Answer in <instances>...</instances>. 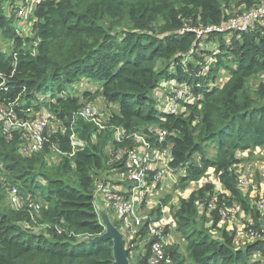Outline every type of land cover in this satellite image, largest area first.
Returning <instances> with one entry per match:
<instances>
[{
  "label": "trees",
  "instance_id": "16d2710c",
  "mask_svg": "<svg viewBox=\"0 0 264 264\" xmlns=\"http://www.w3.org/2000/svg\"><path fill=\"white\" fill-rule=\"evenodd\" d=\"M2 2L0 35L13 45L9 54L0 49V105L21 97L28 104L37 103L39 96L50 97L54 103L49 109L64 121L58 145L67 156L47 167V147L23 156L18 154V135L11 140L0 137V162L23 196L29 195L40 207L33 218L26 205L17 211L0 207V264L114 262L110 239L91 240L104 233L95 209V184L106 171L125 164L123 156L110 167L112 158L105 154L116 129L125 136L140 129L146 132V126L165 130L167 142L159 147H170L173 172L184 171L178 187L214 169L221 172L231 200L249 210L228 169L237 162V152L264 147V104L245 92L246 81L264 72V21L248 32L211 34L208 38L218 39L219 47L211 53L203 52L193 30L220 25L232 3L250 10L264 0H45L28 21L32 23L29 38L20 35L14 15L4 13ZM222 72L229 80L218 87ZM83 80L95 85L106 103L117 105L106 123L107 131L83 119L73 129L70 126L72 114L83 107L90 92L75 97L67 86ZM158 90L164 92L162 100L154 95ZM169 104L177 108L175 112L167 109ZM15 109L18 117L27 111L26 106ZM72 134L85 143L83 149L72 151ZM111 145L113 150L136 146L114 137L108 148ZM211 146L216 152L212 157ZM208 191L212 193V187L206 185L180 200L173 219L187 244L186 259L168 247L171 262L259 264L250 259L254 255L264 259V241L235 250L233 239L225 233L219 241L196 226L195 201L209 202ZM225 203L219 198L212 212L215 228ZM261 217L264 220V214ZM114 224L120 227V222ZM146 235L143 229L129 245L143 242ZM138 256L135 264H149V243Z\"/></svg>",
  "mask_w": 264,
  "mask_h": 264
},
{
  "label": "rangeland",
  "instance_id": "374dc122",
  "mask_svg": "<svg viewBox=\"0 0 264 264\" xmlns=\"http://www.w3.org/2000/svg\"><path fill=\"white\" fill-rule=\"evenodd\" d=\"M15 1L16 0H3L2 7L4 9V13L7 16L14 15L13 24L19 29L20 35H22V37L29 38L32 36L31 34L32 23L26 22L24 20L15 17L14 11L12 10ZM243 11H245L244 6L238 7L235 5V3L230 4V7L225 9V13L228 17L239 15ZM12 45H13L12 41L0 35V49H2L5 53L9 54ZM199 46L204 50L203 51L204 53H206L207 51H210V53L215 52L219 48L218 39L212 40L210 38L208 39L203 38ZM209 61L212 62L213 59H210ZM228 80H229V76H227L226 73L222 72V75L217 79L216 85L218 87L223 86L227 83ZM171 85H174V83L172 82ZM162 87L167 88L168 91L170 90L168 84L163 83ZM67 90L71 91L72 95L75 97H81V93L83 91L90 92V96L84 98L82 101L83 108L86 106L92 107V109L95 112V116H94L95 121L104 126V129L101 131H107L108 129L106 130L105 123L109 122L110 117L117 110V105L106 103L103 100V98L99 95L97 87L91 84L90 82H87L86 80L81 81V83H74L72 85L67 86ZM245 92L249 96V99L256 101L260 105L264 104V72L258 73L257 75L246 81ZM163 93L164 92L158 90L155 92L154 95L156 99L162 100ZM187 99H189L190 101V97H188ZM51 102L52 99L50 97L42 96L39 98L37 103L28 104L21 97V99L17 101V103L15 104V107L16 106L27 107L26 109L27 111H23V115H21V117L30 114L34 116L35 114L37 115L42 111H48L49 110L48 105H51L52 104ZM35 107H37V109H35ZM60 125L61 127H63L64 121H60ZM145 128L148 129L149 131L150 129H156L157 127L146 126ZM143 133H145L144 129H140L135 131L134 133L132 132L129 135H139ZM120 134L121 133L118 134L114 132V134H112V137L110 139L108 138L109 142L107 141V144L105 146L106 147L105 154L107 155L109 160L112 158V161H110L109 163L110 167L114 166V163L115 161H117V159L123 158L124 156L123 155L124 153L122 154L120 150H113L114 148L113 145H111L108 148L109 143L111 144L112 138L114 137L115 139H118V135ZM126 141H131V140L128 139ZM47 150L48 151L46 152V157H45V163L47 167H52L59 164L62 157L56 153L51 152L49 149ZM215 153L216 152L214 147L211 146L208 150V155L212 157L215 155ZM27 154L28 157L31 155L28 152ZM236 157H237L236 159L237 162L231 167H229L228 172H229V176L234 178V180L237 182V188L241 191L243 198L248 203L250 207L248 208L249 209L248 211L243 210V208L236 201L231 200L230 194L226 192L224 186L221 183L220 180L221 172L216 173L214 169H209L206 172L204 178L198 181H194V182L190 181L189 183H185L183 188L178 187V184L180 177L184 175V171L169 172L166 175L162 176L159 183L156 186H154L153 190L147 194L145 203L142 205V211L144 215H148L149 217L152 218L153 221L159 223L158 224L159 231L164 232L165 234V241L167 243L166 248L169 247L170 249L171 248L176 249L178 255L186 259L185 247L187 244L186 241L182 238L180 232L176 231V225L173 216L179 207V202L181 199H187L191 193L199 191L202 187H205L206 185L212 187V193L209 191L206 192L208 194H206L205 197L211 196L210 200L212 198L217 199L215 202V210L217 208L218 205L217 203L219 201V198H224L226 201L225 206H221L220 209H224L226 212L229 210V212L227 213L228 214L227 218L222 223H221L222 218L220 216V222L215 228L214 217L212 214L213 211L210 212L208 206L206 205L208 204V202L203 201L202 203L199 204L197 210L196 226L199 229L207 231V234L212 239L219 241L223 239V233H225L228 237H231L233 239L234 249L242 250V251L245 250L247 246L251 245L254 242V238L252 237L251 231L257 233V231L260 230L263 232L264 235V223L260 221L259 216L255 210V204L258 202L260 197H264V147H261L256 150L239 151L237 152ZM121 166L122 165H120L118 168H120ZM106 172L114 174L112 179L115 184L118 185L122 183L120 172L118 169L113 168V169H109ZM40 181L43 183L42 178H40ZM241 181L245 183V186L242 187H246L248 185L247 192L242 191L243 188H241V186L239 185ZM13 188H17L21 193L22 209L29 201H36L35 199L30 198L29 195L23 196V193L18 188L15 178H13L5 170L2 163L0 162V207L1 208L10 207L13 210H16L8 203L7 200L9 191ZM251 192H253L254 196L252 201L249 202V196ZM229 201H230V206L227 204ZM99 202H101L99 199H95V203H96L95 209L97 208ZM101 212L102 210H100L99 216L102 215ZM107 213L111 217V221L113 222V225L121 233L125 247L127 249L129 248L132 249L130 255L128 256L129 263L135 264L137 258H139L138 256L139 253H141L143 250L145 242L143 243L139 242L136 245L134 244L129 245L131 242L130 233L124 231L125 228L124 229L123 228L121 229L120 227L118 228L114 224V221L118 222L115 219L116 215L114 212L112 213L111 211L107 210ZM160 219L162 221L161 223L159 222ZM41 229L43 228H39V231H41ZM35 231L37 232L38 229H35ZM134 238L135 236L132 237V239ZM256 261H258L259 264H264V259L259 257L258 255H254L250 259V263H254ZM174 264H178V263H174ZM183 264H190V263L188 261H185Z\"/></svg>",
  "mask_w": 264,
  "mask_h": 264
},
{
  "label": "built area",
  "instance_id": "2783aa9c",
  "mask_svg": "<svg viewBox=\"0 0 264 264\" xmlns=\"http://www.w3.org/2000/svg\"><path fill=\"white\" fill-rule=\"evenodd\" d=\"M45 0H16L12 8L15 17L26 22L33 17L34 12ZM264 21V4L258 8L241 12L239 15L228 17L220 25L198 27L193 30L196 34V41L208 37L213 33L232 34L248 32L254 24ZM193 51H191L192 53ZM39 96L38 98H40ZM163 99V98H162ZM166 99V98H165ZM19 101V100H18ZM17 102L0 105V137L11 140L14 135L19 137L18 154L28 156L43 151L46 147L53 153L61 157H66L65 153L59 150L58 135L64 134L65 126L61 127L58 115L51 111H42L37 115H26L18 117L15 109ZM51 103H54L53 101ZM169 111L175 112L176 107L171 104L167 107ZM95 112L90 106L82 107L77 113L72 114L70 126L72 129L79 119L88 123H94L101 131L104 126L97 123L94 119ZM61 127V128H60ZM106 128V123H105ZM157 130V131H156ZM118 142L130 139L136 146L133 148L124 147L120 151L125 157V164L116 168L120 172L121 184H114L112 174L106 172L95 184L94 198L99 199L108 211L114 212L116 221L120 222V228L130 233L132 237L138 235L143 229H146L147 235L144 236L143 242L149 243L150 257L149 264H172L166 248L164 232L159 231L157 222L153 221L148 215H144L142 205L145 203L147 194L153 190L161 177L169 172H173L169 163L171 160L170 147L167 145L163 149L159 147L167 142L168 133L161 129H150L139 135L125 136L122 129H116ZM55 137V140H53ZM72 151L83 149L84 143L72 134L69 138ZM29 154V155H30ZM121 159V158H120ZM120 159H117L120 160ZM116 162V161H115ZM241 187L245 186L240 182ZM21 193L17 188L9 191L7 196L8 203L16 210H21ZM216 198H212L207 206L210 212L215 210ZM202 199L195 201L198 209ZM26 211L31 218L34 212H38L39 204L29 201L26 204ZM260 216L264 214V197H260L255 204ZM229 210H219L221 223L227 218ZM161 223V219L159 220ZM256 231V230H255ZM254 242L257 240L264 241L263 232L251 231ZM141 242V243H143ZM145 244L143 250L145 251ZM142 250V252H143Z\"/></svg>",
  "mask_w": 264,
  "mask_h": 264
},
{
  "label": "water",
  "instance_id": "95a60500",
  "mask_svg": "<svg viewBox=\"0 0 264 264\" xmlns=\"http://www.w3.org/2000/svg\"><path fill=\"white\" fill-rule=\"evenodd\" d=\"M102 225L104 227V233L94 238L93 241H99L102 239H110L112 241V250L114 256V262L112 264H130L128 261V249L125 247L123 237L118 229L107 219L105 214L100 215Z\"/></svg>",
  "mask_w": 264,
  "mask_h": 264
},
{
  "label": "crops",
  "instance_id": "0c3cea01",
  "mask_svg": "<svg viewBox=\"0 0 264 264\" xmlns=\"http://www.w3.org/2000/svg\"><path fill=\"white\" fill-rule=\"evenodd\" d=\"M256 149H259V148H256ZM256 149H254V150H256ZM253 150V149H252ZM114 176V174H112V177ZM114 183V182H113ZM115 184V183H114ZM117 185V184H116ZM248 185L246 186V187H241V188H243V190L242 191H244V192H247V190H248ZM253 192H251L250 193V196H249V202H251L252 201V199H253ZM100 210H102V212H101V214H105V216L107 217V219L113 224V222L111 221V217L108 215V213H107V210L105 209V207H104V205L102 204V202H99L98 203V206H97V208H96V212H97V215H98V217H99V220H100V222L102 223V220H101V218H100V216H99V212H100ZM259 219H260V221L262 222V223H264V221H263V219H262V217L260 216L259 217Z\"/></svg>",
  "mask_w": 264,
  "mask_h": 264
}]
</instances>
